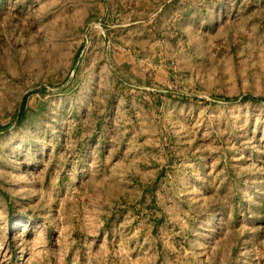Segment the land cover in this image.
<instances>
[{
	"label": "rangeland",
	"instance_id": "374dc122",
	"mask_svg": "<svg viewBox=\"0 0 264 264\" xmlns=\"http://www.w3.org/2000/svg\"><path fill=\"white\" fill-rule=\"evenodd\" d=\"M0 126V264H264V0H0Z\"/></svg>",
	"mask_w": 264,
	"mask_h": 264
},
{
	"label": "trees",
	"instance_id": "16d2710c",
	"mask_svg": "<svg viewBox=\"0 0 264 264\" xmlns=\"http://www.w3.org/2000/svg\"><path fill=\"white\" fill-rule=\"evenodd\" d=\"M0 127H1V126H0ZM4 128H7V125H5Z\"/></svg>",
	"mask_w": 264,
	"mask_h": 264
}]
</instances>
